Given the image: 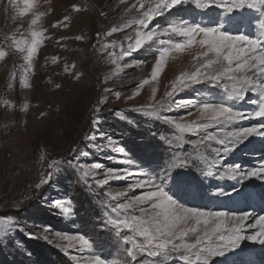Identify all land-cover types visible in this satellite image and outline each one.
I'll list each match as a JSON object with an SVG mask.
<instances>
[{
    "label": "rangeland",
    "instance_id": "rangeland-1",
    "mask_svg": "<svg viewBox=\"0 0 264 264\" xmlns=\"http://www.w3.org/2000/svg\"><path fill=\"white\" fill-rule=\"evenodd\" d=\"M151 6L152 0H35L20 16V0L15 7L0 0V47L8 52L0 60V225L7 226L0 228V264H94L93 257L104 264H179L181 253L170 250L149 257L134 249L133 261L127 249L132 241L143 246L144 239L123 227L117 232L110 220L141 213L112 209L142 195L147 189L129 185L149 178L182 207L206 212L209 203L220 206V176L205 175L197 159L207 156L214 162L217 143L206 137L223 138L233 130L212 124L195 134L180 133L169 121L206 123L198 111L204 103H227L261 124V118H252L261 103L259 90H245L242 99L228 101L231 82L201 79L167 97L177 77L195 71L200 61L194 57L203 51L195 45L175 52V43L186 37L169 26L214 28L264 47V0H184L141 29H156L151 41L129 50L137 38V27L129 22ZM34 12L44 13L32 26L43 35L32 61L25 63V53L15 51L12 39L31 41ZM113 27L120 30L107 35ZM165 49V58L173 57L152 80ZM263 160L264 143L247 141L219 173ZM52 161L59 164L49 169ZM109 172L115 176L107 178ZM189 176L193 185L182 178ZM41 179L47 183L37 188ZM230 205L221 211L251 209L254 222L264 213V185L246 186ZM195 235L189 233L187 242ZM80 236L88 245L73 239ZM241 254L230 264H264V245Z\"/></svg>",
    "mask_w": 264,
    "mask_h": 264
},
{
    "label": "snow or ice",
    "instance_id": "snow-or-ice-1",
    "mask_svg": "<svg viewBox=\"0 0 264 264\" xmlns=\"http://www.w3.org/2000/svg\"><path fill=\"white\" fill-rule=\"evenodd\" d=\"M15 7L17 0H9ZM23 4V9H17L20 16L26 15L30 9L34 7L35 0H20ZM184 0H152V6L135 17L129 22V26L134 24L137 27L136 39L134 44H129L128 49L135 51L141 48L145 41H151L156 32L155 28L147 32H142L141 29H148L152 20L161 14L162 10H171L172 8L181 5ZM253 7V4H249ZM139 7L144 8L141 3ZM79 11L80 9L75 8ZM29 30L31 41L22 39H12V46L18 53H25V63H30L36 53L37 47L40 44V37L43 35L41 31L33 30L44 15L42 12H34ZM57 25H53L56 27ZM174 33H179L186 37L182 42H177L174 45V51L177 53L183 52L185 49H191L195 45H199L203 51L197 53L194 57L200 63L195 67V71L191 74H183L177 77L176 82L172 85V90L166 92L167 97H172L179 87L187 88L189 82L195 84L201 79L207 81L220 82L227 80L231 82V90L227 93L228 101H236L242 99L245 90H259V99L261 103L258 105V110L253 114L252 118H264V47H259L257 41L248 40L245 36L229 35L226 32H221L214 28L203 27H178L169 26ZM264 28V23L261 24ZM117 27H113L107 35L119 31ZM169 29H164L167 32ZM99 36V34H98ZM80 39V37H77ZM115 43V42H113ZM169 49H165L156 60L155 66L152 69V80H156L161 71V65L167 55ZM126 53H122L125 55ZM211 54V55H210ZM8 55V52L0 47V60H3ZM116 63L115 59L112 61ZM255 74V78L252 75ZM147 84L148 81H143ZM7 103V101H5ZM103 103V101H102ZM161 107L163 102H160ZM200 120L207 121L206 123H174L175 128L180 133L195 134L199 130L206 129L212 124L226 125L228 122L244 119L245 116L241 112L235 110L227 103H204L198 109ZM163 119V117H161ZM264 127V126H262ZM260 128L250 127L239 131H227L223 138L215 136H207L209 141H215L217 144L225 145V151H228V145H236L243 142L244 139L252 135H261ZM59 161H52L48 164L49 169L54 165H58ZM175 162L169 167H174ZM97 168V165H92ZM230 174H236L241 177H260L264 176V168L255 169L249 172H240L236 168L228 170ZM107 178H112L115 173L109 172L105 174ZM167 176L165 169L161 180ZM105 181H97L102 184ZM47 183L46 179H41L36 185L37 188L41 184ZM131 188L147 189L142 195L132 199L130 202L121 203L115 206L112 211L120 212L138 208L140 216L133 215L130 220L112 219L110 224L117 230L120 228L134 231L138 237L144 239L143 246L137 245L132 241V247L127 249V255L135 261L137 259L134 249H139L141 254H146L149 257H157L161 253L169 250L174 253H186L183 255L184 264H208V257L220 255L224 249L238 245L239 241L249 239L264 243V217H260L257 221L259 231L254 235L245 237L242 235V229L248 216L227 217L223 212H200L193 208L182 207L177 204L169 193L152 179L139 181L134 185H129ZM115 195H120L116 193ZM147 205V207H139ZM190 222H192L190 224ZM203 225V227H200ZM0 228L7 230V226L0 225ZM195 233L194 242L174 243L189 235ZM80 245H88L89 241L83 236L73 238ZM127 243V241H125ZM206 254V255H202ZM195 256V261L191 256ZM94 264H104L100 257H93Z\"/></svg>",
    "mask_w": 264,
    "mask_h": 264
},
{
    "label": "bare ground",
    "instance_id": "bare-ground-1",
    "mask_svg": "<svg viewBox=\"0 0 264 264\" xmlns=\"http://www.w3.org/2000/svg\"><path fill=\"white\" fill-rule=\"evenodd\" d=\"M173 57V56H172ZM171 56L168 58H165L162 65L166 64L169 61H171ZM255 78V76H254ZM230 130L233 131H239L242 130L244 128H250V127H256V128H260L261 132L264 133V121L260 124V123H252L248 118H244V119H240L237 120L236 122H228L226 124ZM238 129V130H237ZM251 140H258L262 143H264V134L261 135H252L250 137H247L246 139L243 140V142L236 144V145H231L229 144L228 147V151H225V145H221V144H217L215 147V153H216V160L214 162H211L207 156H203L197 159L198 162V167L199 170H203L205 175H218L220 176L221 182L223 183V188L221 185V192H220V199L219 200V205L217 206V208L215 207L216 205H211L209 203L210 206H205L204 207V211L206 212H223L226 214L227 217H237V216H244L247 215L248 216V220L245 221L244 227L242 229V235L245 237L248 236H252L254 235L257 231H259V225H257V221L259 220L260 217H264V213L257 217L256 220L254 222V215L255 213H253V210H246L245 212H242L239 208L236 207H231L228 208L230 212V215L228 213H226L225 211H221V207L223 206H231L230 203L231 202H236L237 199L239 198V195L242 194V190L246 187V186H262L264 185V176H260V177H241L239 175L236 174H230L225 173V174H220L219 170L221 171V168L224 164V162L230 158L233 155V151H235L236 149H238L242 144H245L248 142H251ZM260 168H264V160L263 161H259L258 163H255L254 166L249 167V168H242L241 170H238L240 172H249L255 169H260ZM187 176V175H185ZM187 183H191L192 180H190L191 176L187 177H182ZM207 182V185H209L212 182L209 181H205ZM180 184H182V182H179ZM178 183V184H179ZM191 185H193V183H191ZM236 204V203H235ZM207 205V204H205ZM219 208V209H218ZM200 227H203V225H201ZM189 236V235H188ZM188 236L185 238H182L181 240H177V243H186ZM191 237V236H190ZM189 237V238H190ZM264 243H260L258 240L257 241H252L249 239H243L241 241H239L238 245L234 246V247H229L227 249L223 250V253L220 255H215V256H209L208 257V264H230V260L234 257H237L239 255H242V251L247 249V248H251V249H257L260 247H263ZM186 253H181L178 257H177V263L179 264H184L183 261V255H185ZM202 255H206V254H202ZM191 259L193 261H195V256H191ZM238 259V258H237ZM197 264H199V262H197Z\"/></svg>",
    "mask_w": 264,
    "mask_h": 264
}]
</instances>
